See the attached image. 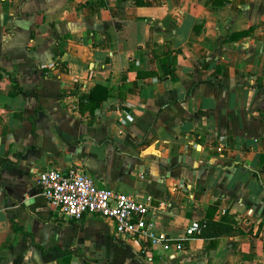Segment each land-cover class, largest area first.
I'll use <instances>...</instances> for the list:
<instances>
[{
	"label": "crops",
	"instance_id": "0c3cea01",
	"mask_svg": "<svg viewBox=\"0 0 264 264\" xmlns=\"http://www.w3.org/2000/svg\"><path fill=\"white\" fill-rule=\"evenodd\" d=\"M71 168L169 244L61 215ZM0 264H264V0H0Z\"/></svg>",
	"mask_w": 264,
	"mask_h": 264
},
{
	"label": "built area",
	"instance_id": "2783aa9c",
	"mask_svg": "<svg viewBox=\"0 0 264 264\" xmlns=\"http://www.w3.org/2000/svg\"><path fill=\"white\" fill-rule=\"evenodd\" d=\"M35 185L44 199L69 220L80 221L86 216L111 220L118 234L133 232L158 250L170 242L163 234L156 233L148 201L101 189L79 169L47 170L36 178ZM202 231L199 223L191 224L185 229L181 243L199 238ZM181 249L182 244L177 246L178 253Z\"/></svg>",
	"mask_w": 264,
	"mask_h": 264
},
{
	"label": "trees",
	"instance_id": "16d2710c",
	"mask_svg": "<svg viewBox=\"0 0 264 264\" xmlns=\"http://www.w3.org/2000/svg\"><path fill=\"white\" fill-rule=\"evenodd\" d=\"M16 89L20 92H22V89L16 84L15 85ZM99 93V94H96V93ZM105 93L106 91L102 88H96L92 94H91V101H90V104L91 106L90 107H94L96 102L98 101H103L106 99L107 96H102L100 94ZM28 94V93H27ZM31 95V94H29ZM201 225V224H200ZM203 227V231H202V234L199 238H202L204 237V229H205V226L201 225ZM207 226H209L212 230V233L211 235L209 236H212L214 238L216 237H222V236H232L234 233H235V230L232 228V227H229V226H225V225H220V224H216L214 222H209L207 223Z\"/></svg>",
	"mask_w": 264,
	"mask_h": 264
}]
</instances>
